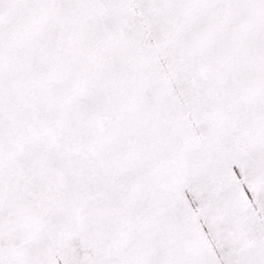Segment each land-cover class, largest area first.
Here are the masks:
<instances>
[{
	"label": "snow or ice",
	"instance_id": "6c2138e0",
	"mask_svg": "<svg viewBox=\"0 0 264 264\" xmlns=\"http://www.w3.org/2000/svg\"><path fill=\"white\" fill-rule=\"evenodd\" d=\"M0 264H264V0H0Z\"/></svg>",
	"mask_w": 264,
	"mask_h": 264
}]
</instances>
